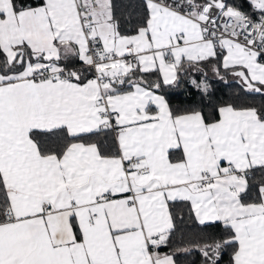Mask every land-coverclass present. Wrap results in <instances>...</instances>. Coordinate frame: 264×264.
I'll return each instance as SVG.
<instances>
[{"label": "snow or ice", "instance_id": "6c2138e0", "mask_svg": "<svg viewBox=\"0 0 264 264\" xmlns=\"http://www.w3.org/2000/svg\"><path fill=\"white\" fill-rule=\"evenodd\" d=\"M264 264V0H0V264Z\"/></svg>", "mask_w": 264, "mask_h": 264}, {"label": "trees", "instance_id": "16d2710c", "mask_svg": "<svg viewBox=\"0 0 264 264\" xmlns=\"http://www.w3.org/2000/svg\"><path fill=\"white\" fill-rule=\"evenodd\" d=\"M181 264H186V262L182 260V261H181Z\"/></svg>", "mask_w": 264, "mask_h": 264}]
</instances>
